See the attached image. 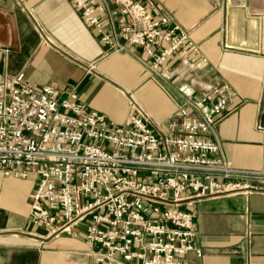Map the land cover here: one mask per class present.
<instances>
[{"label": "crops", "instance_id": "1", "mask_svg": "<svg viewBox=\"0 0 264 264\" xmlns=\"http://www.w3.org/2000/svg\"><path fill=\"white\" fill-rule=\"evenodd\" d=\"M134 1L187 31L206 61L180 50L156 72L137 47L110 50L101 36L116 29L111 0L98 1L101 31L84 21L72 0H0V80L22 72L38 87L74 93L118 126L136 113L134 102L158 124L151 123L156 133L167 131L184 107L183 89L196 98L228 99L231 111L207 137L220 144L235 171H263L264 0ZM33 189V181L0 172V264H96L80 233L49 237L29 223ZM181 208L195 215L201 251L200 257L188 254V264H264V193L206 196Z\"/></svg>", "mask_w": 264, "mask_h": 264}, {"label": "built area", "instance_id": "2", "mask_svg": "<svg viewBox=\"0 0 264 264\" xmlns=\"http://www.w3.org/2000/svg\"><path fill=\"white\" fill-rule=\"evenodd\" d=\"M72 1L101 31L99 0ZM111 2L116 29L101 36L110 50L137 47L154 71L180 50L206 61L188 32L167 17L134 0ZM181 93L184 107L167 132L156 133L142 112L118 126L74 93L38 87L22 72L1 79L0 172L34 182L29 223L49 237L80 233L96 264H188V254L200 257L195 215L182 205L206 196L264 193V170L235 171L220 144L207 137L231 111L228 99ZM258 129L264 132V125Z\"/></svg>", "mask_w": 264, "mask_h": 264}, {"label": "rangeland", "instance_id": "3", "mask_svg": "<svg viewBox=\"0 0 264 264\" xmlns=\"http://www.w3.org/2000/svg\"><path fill=\"white\" fill-rule=\"evenodd\" d=\"M112 51H114V50H112ZM122 51H125V50H122ZM149 68H150V67H149ZM150 70H151V71H154V70H152L151 68H150ZM156 72H157V71H156ZM133 104H135L136 112L139 111V112H142V113H144V114H146V115L149 114V113H148L147 111H145L140 105H137V104L134 103V102H133ZM148 117L150 118V122L152 123V125H154V126L157 125V126H158V124H157L155 121H154L155 123L153 122L154 119L151 118V115H148ZM173 118H174V116L171 117L170 122L172 121ZM170 122H169V123H170ZM168 125H169V124H168ZM167 129H168V126H167ZM165 132H167V131H165ZM160 133H164V132H163V131H160ZM83 228H84V227H83L82 225H80V226H78L77 229H78V231H80V230H83ZM61 234L63 235L64 238H66V237H67V238L73 237V234H72V233L65 232V233H61ZM44 241H45V240H44ZM46 241H47V240H46ZM47 246H49V245H46V243H41L40 246H39V248H40V249H48ZM52 247H53V246H52V244H51V245H50V248H52ZM81 252H82V249H81ZM70 256H71V255H70ZM70 258H73V259H74V256H72V257H70ZM6 261H7V260H5V262H6Z\"/></svg>", "mask_w": 264, "mask_h": 264}]
</instances>
